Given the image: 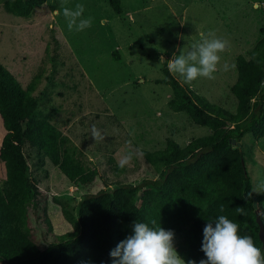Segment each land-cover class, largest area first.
I'll list each match as a JSON object with an SVG mask.
<instances>
[{
  "label": "rangeland",
  "instance_id": "obj_1",
  "mask_svg": "<svg viewBox=\"0 0 264 264\" xmlns=\"http://www.w3.org/2000/svg\"><path fill=\"white\" fill-rule=\"evenodd\" d=\"M77 3L85 5L83 17H92L93 22L83 31H70L62 13L53 15V11ZM118 3L119 14H115L108 0H45L25 19L5 13L0 4V65L23 90L32 85L36 113L50 115V124L76 147L77 158L95 171L90 184H73L47 158L23 145L29 179L39 194L37 206L28 207L21 222L15 210L16 192L6 182L0 160V191L30 246L42 249L71 232L54 201L73 215L84 194L120 184L135 186L143 179L157 177L143 157L134 158L124 168L118 166L119 153L127 141L142 151H154L162 149L167 140L183 147L208 134L183 113L168 108L171 90L160 82L167 80L166 75L187 94L233 113L235 101L229 88L236 72H225L223 64L233 63L237 56L248 59L255 42L264 35V0ZM209 31L228 39L231 45L221 54L215 79L199 77L185 83L168 71L166 63H160L161 56L165 62L170 60ZM93 125L106 136L103 141L91 138ZM3 134L0 123V139ZM238 143L251 193L264 195L253 192L264 181V135H245ZM117 167L121 171H116ZM135 195L138 205L140 190ZM180 240L181 235L173 241L174 248Z\"/></svg>",
  "mask_w": 264,
  "mask_h": 264
},
{
  "label": "trees",
  "instance_id": "obj_2",
  "mask_svg": "<svg viewBox=\"0 0 264 264\" xmlns=\"http://www.w3.org/2000/svg\"><path fill=\"white\" fill-rule=\"evenodd\" d=\"M44 2L0 0L5 13L23 19ZM108 2L119 14L118 0ZM234 63L236 79L229 88L235 101L233 113L187 94L169 75L160 81L171 90L168 108L183 113L208 134L183 147L167 140L162 149L143 151V162L157 174L155 179L84 194L73 215L54 201L72 229L58 242L42 249L28 245L0 191V264H113L109 253L132 234L133 222L149 223L153 219L157 226L171 230L174 240L181 235L175 250L185 264L189 260L199 264L206 259L201 251L203 229L220 215L238 223L239 234L250 235L264 254V195H252L242 151L230 143L239 142L245 135H264V35L255 42L248 59L237 56ZM31 91V84L23 90L0 65V123L4 131L0 160L5 180L16 192L15 210L21 222L25 210L37 206L39 194L29 179L23 145L47 158L73 184H90L95 176V171L77 158L76 147L50 124V115L36 113ZM137 190L138 205L134 202ZM237 207L243 208L242 215L235 211Z\"/></svg>",
  "mask_w": 264,
  "mask_h": 264
},
{
  "label": "clouds",
  "instance_id": "obj_3",
  "mask_svg": "<svg viewBox=\"0 0 264 264\" xmlns=\"http://www.w3.org/2000/svg\"><path fill=\"white\" fill-rule=\"evenodd\" d=\"M84 11L85 5L77 3L72 8L55 9L53 15L62 13L70 31H83L91 27L93 22L92 17H83ZM230 46L228 39L209 31L201 33L199 42L191 45L189 50H179V55L174 53L170 60L165 62L161 56L160 63H166L168 71L183 78L185 83L199 77L215 79L213 74L218 71L221 54ZM235 68L234 62L223 64L225 72ZM114 132H118V129H114ZM90 134L94 141H103L106 137L95 125L91 126ZM143 155L140 148L133 147L131 141H127L119 153L118 166L124 168L130 165L134 158H142ZM253 192H264V181H261ZM220 211H224L223 205ZM235 211L241 215L244 212L241 207H237ZM239 231L240 225L225 215L218 216L214 222H207L203 229L201 247L206 259H201L199 264H264L261 248L255 245L250 235H241ZM173 241L174 233L164 230L160 224L157 226L155 219L149 223L133 222L132 234L120 241L110 251L109 256L113 264H185L175 250ZM187 264L196 262L189 260Z\"/></svg>",
  "mask_w": 264,
  "mask_h": 264
},
{
  "label": "water",
  "instance_id": "obj_4",
  "mask_svg": "<svg viewBox=\"0 0 264 264\" xmlns=\"http://www.w3.org/2000/svg\"><path fill=\"white\" fill-rule=\"evenodd\" d=\"M230 143L232 145H234L235 147L239 148V143L238 142H234L233 140H230ZM255 206H256V204H255L254 200H252V207H253V209H255ZM256 221H257V218H256Z\"/></svg>",
  "mask_w": 264,
  "mask_h": 264
}]
</instances>
